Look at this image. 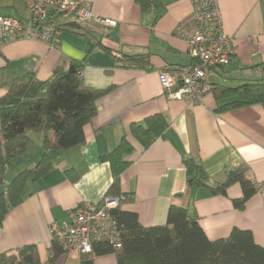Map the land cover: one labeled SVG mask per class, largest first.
<instances>
[{
    "label": "crops",
    "instance_id": "1",
    "mask_svg": "<svg viewBox=\"0 0 264 264\" xmlns=\"http://www.w3.org/2000/svg\"><path fill=\"white\" fill-rule=\"evenodd\" d=\"M28 1L0 0V16L28 19ZM84 1L96 15L117 25L106 28L93 22H70L56 46L38 40L0 43V98L16 77L35 73L39 81L48 82L58 67L70 68L72 63L82 66L86 86L105 92L97 102V116L84 128L86 142L54 153L55 169L30 182L23 203L6 216L0 226V255L36 246L46 264L51 257L53 224L62 226L72 211L103 205V199L111 196L114 178L103 157L125 137L133 152L120 179L125 198L122 211L136 214L143 227L151 228L167 224L171 207L187 208L210 240L227 238L240 229L250 231L264 247V190H257L244 210L234 206L244 194L239 183L232 184L225 196L212 193L238 175L264 187V104L223 109L235 99L214 90L201 103L190 105L170 99L162 86V72L195 63L186 39L178 34L180 27L195 31L193 0H159L146 11L136 0ZM217 2L222 31L234 39L236 53L227 66L212 70L208 81L214 89L264 81V0ZM140 55L149 56L150 70L119 63L124 56ZM154 116H162L168 128L144 147L133 136L132 126L145 125ZM30 136L32 143L13 162L10 177L24 167H34L44 152L41 134ZM186 159L201 167L204 186L188 187ZM55 264L118 261L114 254L81 258L63 254Z\"/></svg>",
    "mask_w": 264,
    "mask_h": 264
},
{
    "label": "trees",
    "instance_id": "2",
    "mask_svg": "<svg viewBox=\"0 0 264 264\" xmlns=\"http://www.w3.org/2000/svg\"><path fill=\"white\" fill-rule=\"evenodd\" d=\"M136 2L142 11H146L156 7L159 0ZM119 63L151 69L148 55L124 56ZM71 67H58L48 82L39 81L35 73L16 77L7 93L0 98V226L6 216L23 203L28 184L37 182L55 169L54 153L77 148L86 142L84 128L97 116V102L105 92L84 84L81 65L72 63ZM214 90L235 99L223 109L264 104V81L236 88L217 86L214 89L212 85ZM167 128L162 116H154L145 125H133L132 134L144 147H148L152 138L163 136ZM32 133H39L43 138L41 158L34 167H24L10 177L13 162L26 154L32 143ZM132 152L133 146L125 137L113 152L103 157V161L110 163L114 178L109 197L120 202L112 215L122 230V248L114 251L104 242L96 243L95 255L114 254L118 264H264V247L255 242L250 231L234 229L229 237L212 241L206 236L198 218L191 217L187 208L171 207L167 224L151 228L143 227L136 214L122 211L121 203L125 198L120 179L130 165L127 157ZM184 164L188 187L204 186L206 176L201 167L193 159H186ZM67 174L75 178L71 171ZM234 183H239L244 192L241 199L234 201V206L244 210L248 200L257 192V187L244 175L232 178L212 193L225 196ZM50 254L46 264H55L65 254L64 246L57 239L51 243ZM0 262L43 264L36 246L0 255Z\"/></svg>",
    "mask_w": 264,
    "mask_h": 264
},
{
    "label": "built area",
    "instance_id": "3",
    "mask_svg": "<svg viewBox=\"0 0 264 264\" xmlns=\"http://www.w3.org/2000/svg\"><path fill=\"white\" fill-rule=\"evenodd\" d=\"M195 31L178 29L186 39L188 53L195 60L192 66H175L161 74L163 88L169 98L185 100L190 105L201 103L212 92L208 74L227 66L236 53L234 39L222 31L217 0H193ZM28 19L0 16V43L22 40H38L56 46L64 28L70 22H93L112 28L117 22L95 14L84 0H29ZM257 190H264L257 185ZM115 197H105L103 205L78 208L70 214V220L62 226L53 224V236L71 258L94 256V245L106 243L114 251L122 248V230L112 211L119 206Z\"/></svg>",
    "mask_w": 264,
    "mask_h": 264
},
{
    "label": "rangeland",
    "instance_id": "4",
    "mask_svg": "<svg viewBox=\"0 0 264 264\" xmlns=\"http://www.w3.org/2000/svg\"><path fill=\"white\" fill-rule=\"evenodd\" d=\"M35 148H36V146H33V149L31 150V152H34L35 151ZM15 170H16V168L14 167L13 170H12V172H15ZM16 172H19V171H16Z\"/></svg>",
    "mask_w": 264,
    "mask_h": 264
},
{
    "label": "water",
    "instance_id": "5",
    "mask_svg": "<svg viewBox=\"0 0 264 264\" xmlns=\"http://www.w3.org/2000/svg\"><path fill=\"white\" fill-rule=\"evenodd\" d=\"M73 70V67H71V71Z\"/></svg>",
    "mask_w": 264,
    "mask_h": 264
}]
</instances>
